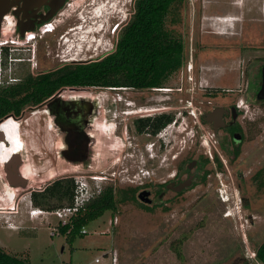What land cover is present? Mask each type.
Returning <instances> with one entry per match:
<instances>
[{
    "label": "rangeland",
    "instance_id": "rangeland-1",
    "mask_svg": "<svg viewBox=\"0 0 264 264\" xmlns=\"http://www.w3.org/2000/svg\"><path fill=\"white\" fill-rule=\"evenodd\" d=\"M134 3L70 0L64 15L57 16L63 21L56 30L30 43L14 36L15 26L8 19L11 27L7 25L1 37L19 47L9 50V57L23 59L9 58L0 67L2 85L17 83L15 79L27 72L37 75L106 56L116 49ZM106 5L111 14L105 15ZM178 7L177 22L170 15L166 28L184 43L183 63L161 85L121 90L63 87L56 93L93 94L102 101L91 166L72 165L59 157L63 142L46 105L27 106L0 119V126L7 123L3 130L9 141L0 143V245L7 252L26 255L31 264H112L115 257L117 264H263L256 249L264 242V101L255 98L254 89L264 64V0H184ZM102 9L104 16L93 22V11L100 14ZM228 17L233 20H221ZM83 18H88L87 30H102L90 36V44L74 48L79 43L74 32L61 33L68 23L84 24ZM115 91H122L129 103ZM231 105L241 109L238 121L244 137L238 147L229 139L215 141L213 129L202 121L215 107ZM161 113L173 115V122L157 134L137 132V118ZM9 118L18 123L7 122ZM105 124L114 129L105 130ZM16 148L22 154L23 174L31 176L25 188L11 187L6 180L5 160ZM199 156L203 178L194 187L179 194L167 192L153 206L137 198L142 182L171 179ZM64 177L85 180L101 193L112 187L118 199L114 210L86 224L88 233L73 241L61 232L51 236V226L58 222L55 215H29L32 192ZM4 207L16 209L7 213Z\"/></svg>",
    "mask_w": 264,
    "mask_h": 264
},
{
    "label": "trees",
    "instance_id": "trees-1",
    "mask_svg": "<svg viewBox=\"0 0 264 264\" xmlns=\"http://www.w3.org/2000/svg\"><path fill=\"white\" fill-rule=\"evenodd\" d=\"M183 1L135 0L134 11L119 32L116 49L106 56L64 64L38 76L28 73L15 84H0V119L13 112L20 113L27 106H42L46 99L63 87H158L165 76L172 74L183 63L184 43L166 28L170 15H173L172 22H177L180 14L178 6ZM173 119L170 113L140 118L135 121L136 130L138 133L157 134ZM75 187L73 178L55 180L44 189L32 192V204L49 211L72 205ZM121 199L124 200V196ZM117 203L115 191L107 187L87 205L84 212L60 228L61 234L73 241L78 234H82L83 226L105 211L114 210ZM179 247L177 250L181 255ZM256 255L264 264V242L256 249ZM0 264L31 262L28 256L9 253L0 245Z\"/></svg>",
    "mask_w": 264,
    "mask_h": 264
},
{
    "label": "flooded vegetation",
    "instance_id": "flooded-vegetation-1",
    "mask_svg": "<svg viewBox=\"0 0 264 264\" xmlns=\"http://www.w3.org/2000/svg\"><path fill=\"white\" fill-rule=\"evenodd\" d=\"M62 1L63 0H5V4L0 6V13L3 9H6V7L10 6V8L8 12L2 16L1 36L5 31H3L4 24L8 23V19H10L15 26L13 29V34L19 39L25 40L26 38L21 37V31L25 30L26 36V33L29 32L28 29L33 28L34 30L32 31L36 33L35 37L38 35L43 37L44 34L41 31L42 25H39L40 22L46 19ZM69 1L70 0H67L64 7L60 9L52 19L49 20L54 22L55 30L62 21L57 16L62 14V10L67 5H69ZM12 19L15 21V23ZM79 22L68 23L64 29V32L61 34H66L67 31V33L70 34L72 27L79 25ZM71 34H73V31ZM8 42L6 45L0 47V67L3 64L6 65L9 58L12 62H20L23 59L22 57H9V55H11L9 50L19 49V47L16 45L13 46ZM12 43L14 44V42ZM263 67L264 64L261 66V79L256 80L255 82L256 89H254V96L258 101H264V99L258 98V93L262 87L263 81ZM50 71L51 70L40 72L33 76H38ZM28 73L30 72H27L26 74ZM15 82L18 81L15 79ZM115 93H118L122 100H126V102L129 103L130 100L123 95L122 91H115ZM96 98L98 97L93 94H77L71 95L70 97L55 94L52 97L46 99L42 104V106L46 105L48 107L49 114L52 116L54 124L59 131L58 135L63 142V146L59 149V157H61L67 163L84 167L91 166V162L93 161L95 155V146L97 143L96 134L94 132L96 127L95 124L97 123L96 121L98 119V113L100 111V107L102 106V101L99 98L98 100ZM216 108L217 107L214 109ZM222 108H225V110H223V116L220 120L214 119L212 122H209L206 121L203 116L202 121L208 123L213 129L214 136L217 139L215 141L221 143L223 139H229L230 142L234 143L238 147L244 137L243 127L238 121L241 116V109L235 105L225 107L222 106ZM238 134L240 135V141L236 140ZM203 164V159L200 156L198 158H191L187 161L185 166L178 169L176 173L171 176V179H166L158 183L148 182V185L142 182L138 190L137 198L143 203L153 206L154 204L161 202L167 195V192L171 191L175 194L184 193L188 189L194 187L199 179L203 178ZM91 176L92 175H90V177ZM190 177H193L190 186L181 191L176 190V187L181 182L189 179ZM143 190H147L149 192L148 195L145 196L147 201H143L139 198V194Z\"/></svg>",
    "mask_w": 264,
    "mask_h": 264
},
{
    "label": "built area",
    "instance_id": "built-area-1",
    "mask_svg": "<svg viewBox=\"0 0 264 264\" xmlns=\"http://www.w3.org/2000/svg\"><path fill=\"white\" fill-rule=\"evenodd\" d=\"M55 30V24L53 21L47 22L41 26V31L43 34H48L52 33ZM33 36V38H30ZM36 36L35 32H27L26 33V40L25 41H30L31 39H34ZM14 42V44H18L16 40H11ZM8 40H3L0 38V47L6 45ZM16 42V43H15ZM2 80L0 79V83ZM3 84V83H2ZM110 90H118L122 89L124 87L122 86H111V87H106ZM161 90V89H160ZM12 121L14 118H10ZM8 121V120H6ZM5 121V122H6ZM15 121V120H14ZM101 189L99 188H94L91 185H89L85 180H80L76 179V187H75V192H74V201L72 205H67L63 207H59L55 210L49 211V210H44L41 208H36L33 207L29 210V215L31 218H36L38 216H43V215H49L53 214L58 218V222L56 225H52L51 227V236L56 235L57 233L60 232V228L63 226H66L71 223L73 218L78 216L80 213L84 212L87 208V205L97 196L100 195ZM15 209H12L11 211H14ZM11 229L18 228V225L11 226ZM85 226L82 227L81 233L86 234L88 233L87 230L84 228ZM95 261L98 263L100 262V258H96ZM112 264H117V257L112 258Z\"/></svg>",
    "mask_w": 264,
    "mask_h": 264
},
{
    "label": "water",
    "instance_id": "water-1",
    "mask_svg": "<svg viewBox=\"0 0 264 264\" xmlns=\"http://www.w3.org/2000/svg\"><path fill=\"white\" fill-rule=\"evenodd\" d=\"M67 0H63L55 9L54 11H52L50 13V15L44 19L43 21L40 22L39 25H43L44 23H47L50 19H52L56 13L62 9L65 5V2ZM5 4V0H0V6ZM10 6L6 7V9H3L0 13V37H1V20H2V16L8 12ZM33 29H28V31H32ZM21 37L24 38L25 37V30L21 31ZM262 77H263V81H262V87L258 93V98L259 99H264V67L262 69ZM223 110H225V108L222 107H217L216 109L209 111L207 113L204 114V118L206 121L212 122L214 119L215 120H220L223 116ZM2 121H0L1 123ZM217 125V124H216ZM237 141H240V135L238 134V136L236 137ZM0 141L5 142L6 144H9V141L7 140V136L5 134V132L2 131V129L0 128ZM23 165V158H22V154L20 152H15L13 155H11V158L9 159V161H7L4 164V171L6 173V180L8 182V184L12 187H27L29 184V179L28 177H26L22 170L21 167ZM192 178L190 177L189 179L181 182L177 187L176 190L181 191L184 190L186 187L190 186L191 182H192ZM148 191L147 190H143L142 192H140L139 194V198L143 201H147V199L145 198L146 195H148Z\"/></svg>",
    "mask_w": 264,
    "mask_h": 264
},
{
    "label": "bare ground",
    "instance_id": "bare-ground-1",
    "mask_svg": "<svg viewBox=\"0 0 264 264\" xmlns=\"http://www.w3.org/2000/svg\"><path fill=\"white\" fill-rule=\"evenodd\" d=\"M105 3V2H104ZM114 5V4H113ZM105 6V5H104ZM107 6V5H106ZM73 8V7H72ZM106 10H108V12L109 13H107V12H105V15H108V14H111L110 13V6H107L106 7ZM104 9H102V12H101V10H100V14H98L99 13V10L97 11V12H95V11H93L94 12V14H96L97 16H92L91 18H92V21L95 19V18H97V19H101L103 16H104ZM62 13V12H61ZM62 15H64V14H62ZM111 16V15H110ZM81 18V17H80ZM90 18V19H91ZM109 18V17H108ZM58 20V19H57ZM96 20V19H95ZM221 20L222 21H224V22H228V21H232L233 19L232 18H230V17H228V18H225V19H222L221 18ZM63 21V20H62ZM97 21H99V20H96V22ZM83 22H85L84 24H82L83 25V27H81L80 25L79 26H77V29L79 30V29H81L82 28V31H75L74 29H76V28H72V30H70V31H73L74 32V34L77 36V38H78V44L76 43L75 44V46H74V48L77 46V45H79V46H81L82 47V45H86V44H88L91 40H89V38H90V36L91 35H96V32H98V31H100V30H102V27H98V28H93V27H91V28H89L88 30L86 29V27H87V25L88 24H86V22H88V18L86 19V18H83ZM94 22V21H93ZM58 23V22H57ZM98 23V22H97ZM7 23L6 24H4V26H5V30L10 26V24L8 25V27H7ZM103 25V24H102ZM89 26V25H88ZM79 27V28H78ZM103 28H104V26H103ZM76 29V30H77ZM99 29V30H98ZM68 32V31H67ZM105 33V32H104ZM107 33V32H106ZM67 34H69V33H67ZM26 37V36H25ZM33 36H31L30 38H32ZM63 38H67L66 36H63ZM94 38V37H93ZM96 38V37H95ZM35 39H36V37H35ZM34 39V40H35ZM92 39V38H91ZM25 40H26V38H25ZM32 40V39H31ZM30 40V41H31ZM95 41H97L96 39H94ZM94 40H92L93 42H95ZM11 41V40H10ZM30 41H28L29 43H30ZM67 42H69V40H67ZM75 42V41H74ZM9 43V42H8ZM92 43V42H91ZM90 44V43H89ZM94 44V43H93ZM108 45V44H107ZM82 49V48H81ZM71 50V49H70ZM75 50V49H74ZM109 50V49H108ZM65 59V58H64ZM126 113H133V111H126ZM7 122H11V121H7ZM0 128L2 129V131L4 132V128H7V123H5V124H3V125H1L0 126ZM105 130H108V129H114V126L112 125V124H105ZM6 134V136H7V133H5ZM0 143H5V142H3V141H0ZM6 144V143H5ZM7 145V144H6ZM8 147V146H7ZM113 148H115L114 146H113ZM17 151V148H16V150H15V152ZM17 152H20V149L18 148V151ZM14 153H12L11 155H13ZM11 158V156L9 157V158H7L6 160H5V163L7 162V161H9V159ZM1 163V162H0ZM26 177H28V178H31V176L30 175H25ZM12 187V186H11ZM11 196H12V200H14L15 201V198H16V192H12L11 194H10ZM18 207V206H17ZM8 209V208H7ZM5 207L2 209V211H4V212H7V213H12L13 211H11L12 209H16V207H10L8 210H7ZM15 211V210H14ZM229 213V212H228ZM227 213V214H228Z\"/></svg>",
    "mask_w": 264,
    "mask_h": 264
},
{
    "label": "clouds",
    "instance_id": "clouds-1",
    "mask_svg": "<svg viewBox=\"0 0 264 264\" xmlns=\"http://www.w3.org/2000/svg\"><path fill=\"white\" fill-rule=\"evenodd\" d=\"M118 25H119V24H116V25L113 27V32L117 29ZM34 39H35V38H34ZM34 39H33V40H34ZM27 42H28V41H27ZM0 84H2V83H0ZM122 87H124V88H129V87H125V86H122ZM122 89H123V88H122ZM7 120H8V121H12L10 118L7 119ZM12 122H16V121L13 120ZM16 123H18V122H16Z\"/></svg>",
    "mask_w": 264,
    "mask_h": 264
},
{
    "label": "crops",
    "instance_id": "crops-1",
    "mask_svg": "<svg viewBox=\"0 0 264 264\" xmlns=\"http://www.w3.org/2000/svg\"><path fill=\"white\" fill-rule=\"evenodd\" d=\"M6 24V23H5ZM8 25L10 24L9 22L7 23ZM11 26V25H10ZM5 30V26H4V29H3V31ZM15 211H13V213H14Z\"/></svg>",
    "mask_w": 264,
    "mask_h": 264
}]
</instances>
